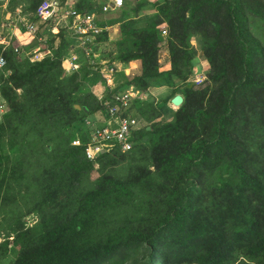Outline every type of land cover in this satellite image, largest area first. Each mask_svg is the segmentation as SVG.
<instances>
[{"label":"trees","instance_id":"obj_1","mask_svg":"<svg viewBox=\"0 0 264 264\" xmlns=\"http://www.w3.org/2000/svg\"><path fill=\"white\" fill-rule=\"evenodd\" d=\"M40 1L0 0V30L16 9L23 28L41 23L26 46L0 36V248L15 250L12 264H264V0H125L100 21L118 24L113 39L106 29L93 39L110 45L107 63H138L115 70L105 98L171 91L137 97L131 150L92 161L72 141L104 113L105 98L86 89L99 76L87 60L63 76L71 41L35 16ZM36 46L42 57L30 61Z\"/></svg>","mask_w":264,"mask_h":264},{"label":"built area","instance_id":"obj_2","mask_svg":"<svg viewBox=\"0 0 264 264\" xmlns=\"http://www.w3.org/2000/svg\"><path fill=\"white\" fill-rule=\"evenodd\" d=\"M74 0H41L36 7L35 16L41 22L50 23L59 21L61 26L71 31V34L77 38L78 44L83 48L84 54H89V45L93 43L95 36L102 32V28L98 25L95 14L81 15L72 8ZM125 0H104L101 11L107 12L109 9L121 7ZM112 5V6H110ZM22 21V20H21ZM23 22V21H22ZM28 33L34 35L36 27L33 24H24ZM59 31V29H55ZM165 30L162 31L164 35ZM17 50V49H15ZM26 54H29L28 52ZM42 57L39 49L32 50L30 61L38 60ZM5 61L0 56V67ZM63 75H69L80 67L78 54L72 52L62 59ZM113 66H106L100 70L101 76L106 81H111ZM204 75L195 74L192 80L196 85L202 82ZM134 95L130 92L119 93L112 97L108 102H104L108 120L99 124L89 118L84 121V142L80 137H76L73 145L84 144L85 156L88 160H94L98 155H103L117 151L119 153H127L134 145L133 131L138 128V120L132 115L124 114L127 111V104ZM1 107V106H0ZM138 142V141H136Z\"/></svg>","mask_w":264,"mask_h":264},{"label":"crops","instance_id":"obj_3","mask_svg":"<svg viewBox=\"0 0 264 264\" xmlns=\"http://www.w3.org/2000/svg\"><path fill=\"white\" fill-rule=\"evenodd\" d=\"M71 1V0H69ZM125 3V2H124ZM119 8H113V9H109L107 12H99V13H94L95 14V18L97 20V23L99 25V17L101 14H105V13H108V12H111L112 14L115 13V12H118L119 11ZM21 20H22V17H21ZM20 20V23L14 27L13 31L9 34V35H5L6 39L8 41H13L15 43V45H19V46H26V45H29L33 39H34V35L30 34L27 32V30L25 29V27L23 28L21 26L22 24V21ZM101 28H102V31L104 29L108 30V40H111L113 37L110 35L109 33V30L113 29L114 31L117 32L118 30V24H114V25H111V26H102V25H99ZM69 31V29H68ZM115 32V34H116ZM112 35L114 36V32L112 33ZM1 36V35H0ZM2 37V36H1ZM111 38V39H110ZM38 41H39V37L37 38ZM68 39H70L71 41V50L76 51V50H80L81 51L79 52L78 54V57H79V62H80V67L81 65L84 63V60H87L88 63L92 64L93 68H95L96 72L98 73V76L99 78H95V82H93L92 84H90L88 86V88H86L87 90L91 91L98 99H103L106 97L108 91L114 86V73H115V70H119V69H123L125 73H129L130 71H134L138 65L137 62H129L127 65L123 66L121 65V63L119 64H115L113 65L112 63H107V59L103 58V56L101 57V54L100 53H97L95 54L96 50L98 48H103L104 45H101L99 44L97 41L96 42H93L92 44L89 45V54L88 55H85L84 54V51H83V48L78 44V39L75 38L72 34H71V31H69V36H68ZM41 41V40H40ZM190 43L192 44V46L196 49L197 53L196 55H198V41L195 37L191 38L190 40ZM34 49H39L38 46L34 47ZM32 49V50H34ZM95 50V52H94ZM39 52H41L39 50ZM42 53V52H41ZM67 56V55H65ZM198 58V56H197ZM117 63V62H116ZM97 64H100L101 65V69H105L106 66H113L114 67V71L112 72V78H111V81H106L104 79V77L101 76V73H100V68L96 69V66ZM80 67L78 68V70L80 69ZM63 69V67H62ZM76 70V71H78ZM76 71H73V72H76ZM72 72V73H73ZM153 90H156V87L154 88H151ZM151 89H149V92L144 96L142 95H139V93L133 88V87H128L126 90H123V91H120L116 94H119V93H125V92H130L134 95V97L130 98L129 102H128V108H127V114L129 115H132V117H135L137 120H138V128H140L141 124L143 123L142 120L136 116V114L134 113L135 109L133 108V103H134V100L138 98H141L142 100L144 101H155L154 99H152V96L150 97L148 94H151V95H154V92H150ZM116 94H114L113 96H115ZM112 98L110 99H107L105 98V100L103 101V104L104 102H108L109 100H111ZM105 105V104H104ZM89 119L99 123V124H103L105 123L107 120H108V116H107V113H106V110L104 109V113H96L95 115L91 116V117H88Z\"/></svg>","mask_w":264,"mask_h":264},{"label":"rangeland","instance_id":"obj_4","mask_svg":"<svg viewBox=\"0 0 264 264\" xmlns=\"http://www.w3.org/2000/svg\"><path fill=\"white\" fill-rule=\"evenodd\" d=\"M4 1H6V0H4ZM151 1H153V0H151ZM127 5H134L135 4V0H127V3H126ZM149 5H146L144 8H143V10L146 8V7H148ZM149 12V11H148ZM119 14V12H115V13H111V12H108V13H105L104 15L103 14H101L100 15V17H99V20L100 21H102V22H107L108 20H110V19H112V18H114V17H116L117 15ZM20 20H21V16L19 15V11H18V9H16V11L14 12V14H12L10 17H8V18H6L5 19V21H4V26H2V28H1V30H0V35L1 34H3V35H9L12 31H13V29H14V27L15 26H17L19 23H20ZM34 25H35V27L36 26H39V25H41V23L40 22H35L34 23ZM49 29H48V31L50 32V34H52V35H55V34H57L58 33V31L57 32H55L56 30L55 29H64V33H65V35L67 36V38H68V36H69V31H68V29H66V28H64L63 26H61V23L59 22V21H57V20H55V21H52V22H50L49 23ZM114 32V36L112 35V33ZM115 32L116 31H114L113 29H111V30H109V33H110V35L114 38L115 37ZM165 35V34H164ZM163 35V36H164ZM38 38V37H37ZM112 38V39H113ZM111 39V38H110ZM194 48V47H193ZM32 49H34L33 47L32 48H28V49H26L25 51H24V53H30L31 54V52H32ZM109 49H110V45H104L103 46V48H98L97 50H96V52H95V50H94V52H95V54H97V53H100L101 54V57L103 56V54H104V52L105 53H108V51H109ZM194 50L196 51V49L194 48ZM81 51V49L80 50H76V51H74L75 53H77V54H79V52ZM73 52V50H71V48L70 49H68L66 52H65V54H64V57H65V55H68V54H70V53H72ZM160 54H161V61H164L165 59H166V56H165V49H164V47H162V49H161V51H160ZM196 55V54H195ZM198 55H196V57H197ZM103 58H105L104 56H103ZM197 61L198 62H196V66H195V68H196V72L194 73V75L195 74H198V75H200L201 76V71L204 69V67H205V62L202 60V59H200V58H197ZM115 64H118V63H115ZM102 67H100V69H101ZM102 70V69H101ZM193 75V76H194ZM64 76V75H63ZM192 77V76H191ZM190 77V78H191ZM154 87H156V90H153V89H151V88H154ZM150 89H151V91L150 92H154V91H156V92H154V95H151V94H148L150 97L152 96V99H154V100H156V101H159L160 99H162V98H164V97H166L168 94H169V92L171 91V86H167V85H156V84H152L151 85V87H150ZM0 114L2 113V112H4V107L0 104ZM169 107L171 108V109H176V107H174L170 102H169ZM0 216H1V214H0ZM7 236V234L6 233H4V234H2V232H0V242L5 238ZM10 247V246H9ZM14 256H15V250L13 249V248H9V250L8 251H3V249L2 248H0V264H12V259L14 258Z\"/></svg>","mask_w":264,"mask_h":264},{"label":"water","instance_id":"obj_5","mask_svg":"<svg viewBox=\"0 0 264 264\" xmlns=\"http://www.w3.org/2000/svg\"><path fill=\"white\" fill-rule=\"evenodd\" d=\"M112 6V5H110ZM182 96L180 94H176L174 95L171 99H170V103L174 106V107H178L181 103H182ZM76 108H79L78 105H75Z\"/></svg>","mask_w":264,"mask_h":264}]
</instances>
